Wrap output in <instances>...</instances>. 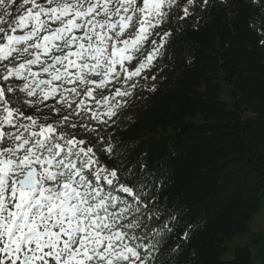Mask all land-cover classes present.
<instances>
[{
    "label": "snow or ice",
    "instance_id": "snow-or-ice-1",
    "mask_svg": "<svg viewBox=\"0 0 264 264\" xmlns=\"http://www.w3.org/2000/svg\"><path fill=\"white\" fill-rule=\"evenodd\" d=\"M208 4L0 0V264H167L157 237L177 217L153 227L156 173L105 157L126 149L123 111L158 90L174 25L199 30Z\"/></svg>",
    "mask_w": 264,
    "mask_h": 264
},
{
    "label": "trees",
    "instance_id": "trees-1",
    "mask_svg": "<svg viewBox=\"0 0 264 264\" xmlns=\"http://www.w3.org/2000/svg\"><path fill=\"white\" fill-rule=\"evenodd\" d=\"M197 16L199 30L196 17L174 25L158 90L123 111L115 135L126 149L105 160H122L137 178L143 164L144 179L156 173L153 227L177 217L174 233L157 237L167 264H264V230L250 229L264 214V13L252 0H209Z\"/></svg>",
    "mask_w": 264,
    "mask_h": 264
},
{
    "label": "rangeland",
    "instance_id": "rangeland-1",
    "mask_svg": "<svg viewBox=\"0 0 264 264\" xmlns=\"http://www.w3.org/2000/svg\"><path fill=\"white\" fill-rule=\"evenodd\" d=\"M261 216H263V218H260V216H257L253 219V223L251 225V232H258L260 230L263 231L264 230V214H262ZM250 237H254L252 234H246L243 237L240 238H235L230 244H229V252L226 255V259H229L231 257V253L233 251V249L235 247L241 246V245H245L247 243H249L248 239Z\"/></svg>",
    "mask_w": 264,
    "mask_h": 264
}]
</instances>
